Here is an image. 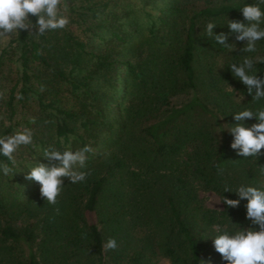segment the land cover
<instances>
[{
  "label": "trees",
  "instance_id": "trees-1",
  "mask_svg": "<svg viewBox=\"0 0 264 264\" xmlns=\"http://www.w3.org/2000/svg\"><path fill=\"white\" fill-rule=\"evenodd\" d=\"M255 2L60 0L64 29L6 38L0 136L26 127L33 143L14 154V174L0 171V264H228L213 245L217 226L252 225L246 200L230 208L223 197L238 199L241 184L264 188V156H238L228 132L234 114L264 99L253 102L230 65L250 57L264 78V39L248 53L234 34L230 49L205 29L215 22L214 34H229L227 18L247 23L240 10ZM85 145L94 150L91 174L65 179L49 204L26 179L29 168L48 163L50 147ZM200 192L213 193L221 210L207 208ZM110 237L115 250L105 248Z\"/></svg>",
  "mask_w": 264,
  "mask_h": 264
},
{
  "label": "clouds",
  "instance_id": "clouds-1",
  "mask_svg": "<svg viewBox=\"0 0 264 264\" xmlns=\"http://www.w3.org/2000/svg\"><path fill=\"white\" fill-rule=\"evenodd\" d=\"M60 0H0V38H7L13 32L25 30L29 35L41 36L47 31L64 29L69 19L61 15L58 10ZM264 0H256L255 3L245 4L241 8L244 20H230L227 18L229 34L221 32L214 34L217 27L215 22L206 25V34L219 45L225 48H234L236 45L228 43L231 34L235 41L244 42L240 49L243 52L256 51L257 42L264 39ZM36 17L35 23L29 19ZM255 61L245 57L240 63L230 65L231 73L246 86L247 93L252 101L264 99V78L257 75ZM233 89V88H232ZM235 124L231 125L228 132L233 136L230 147L237 150V155L258 159L264 156V107L253 111L244 109L233 115ZM257 123L251 126L245 125V120L253 119ZM34 122V121H33ZM33 143V131L29 128L17 130L12 135L0 136V155L7 158L8 163L0 162V171L5 176L14 174L17 161L14 154L21 146ZM94 150L91 145H85L78 150L66 149L64 151L50 147L46 149L43 157L48 163H38L29 168L26 179L39 183L40 195L46 198L49 204H56L65 185V179L71 184L84 182L91 174L86 171L88 154ZM261 174H264V166H259ZM225 193H233V189L225 186ZM238 199L223 197V204L230 208H236L241 200H246V219L251 221L248 228H237L234 232L222 231L217 226V234L214 236L213 245L224 261L228 264H264V188L241 184L234 193ZM117 241L108 238L105 248L115 250ZM201 264L208 262L201 261Z\"/></svg>",
  "mask_w": 264,
  "mask_h": 264
},
{
  "label": "rangeland",
  "instance_id": "rangeland-1",
  "mask_svg": "<svg viewBox=\"0 0 264 264\" xmlns=\"http://www.w3.org/2000/svg\"><path fill=\"white\" fill-rule=\"evenodd\" d=\"M6 42V38H0V47ZM200 199H202L203 204L213 210H221L222 206L219 199L211 192H200L199 193ZM88 217V221L93 222V218ZM160 264H167L165 261H159Z\"/></svg>",
  "mask_w": 264,
  "mask_h": 264
}]
</instances>
